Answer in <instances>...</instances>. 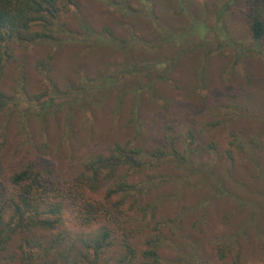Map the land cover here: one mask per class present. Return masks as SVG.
<instances>
[{
	"label": "trees",
	"instance_id": "trees-1",
	"mask_svg": "<svg viewBox=\"0 0 264 264\" xmlns=\"http://www.w3.org/2000/svg\"><path fill=\"white\" fill-rule=\"evenodd\" d=\"M68 1L0 0V77L17 47L45 44L50 50L36 68L50 82V94L41 101L39 122L48 108L64 105L71 124L76 110L82 115L93 107L102 109L113 92L116 115L125 102L130 104L122 130L128 131L126 137L104 138L89 130L61 165L33 141L7 166L0 141V264H209L210 254L220 260L231 254L243 264L244 244L258 251L264 264V181L258 184L263 194L257 209H211L222 218L220 225H229L211 239L203 229L210 209H158L168 199L174 204L188 186L201 193L203 204L220 195L244 200L227 182H233L230 169L225 176L224 164L219 170L206 158L216 145L202 137L203 115L195 122L200 129L182 127L172 117L154 121L153 132L142 120L147 106L163 112L176 106L159 88L174 84L173 74L186 51L162 54L147 41L151 49L145 47V40L132 32L118 38L109 27L95 31L80 17L77 3L80 33L74 32L60 18ZM231 1L242 5L252 40L263 44L264 0ZM78 44L103 58L102 73L92 80L81 74L77 86L68 82L59 91L49 76L55 50ZM115 49L124 59L118 64L105 61L104 55L111 58ZM55 98L64 101L58 106ZM8 100L0 92V111ZM213 124L206 119V125ZM163 186L167 192L150 197ZM193 213L196 218L188 221Z\"/></svg>",
	"mask_w": 264,
	"mask_h": 264
},
{
	"label": "rangeland",
	"instance_id": "rangeland-1",
	"mask_svg": "<svg viewBox=\"0 0 264 264\" xmlns=\"http://www.w3.org/2000/svg\"><path fill=\"white\" fill-rule=\"evenodd\" d=\"M75 3L80 17L95 31L109 27L118 38L133 33L145 40V47L151 49L148 43L153 44L162 54L169 55L176 49L186 51L173 74L174 86L162 84L159 88L176 106L169 112L156 105L147 110V106L141 111L142 120L153 132L154 121L172 117L180 119L182 127L191 124L200 129L195 122L203 115L201 122L206 128L202 137L216 145L206 158L215 162L219 170L224 164L225 176V170L230 169L233 182L228 179L227 182L235 194L244 198L220 195L203 204L201 193L188 186L181 189L178 199L172 198L174 204L168 199L158 209H210L209 224L203 227L210 239L217 231L229 227L220 225L222 218L211 209H257L263 194L258 184L264 181L260 179L264 176V42L252 40L242 5L231 0H69L60 18L77 33L80 27ZM49 50L45 44L17 47L15 59L7 63L0 77V92L9 97L8 104L0 111V141H4L7 166L33 141L49 159L61 165L69 151L80 147L81 137L83 141L87 139L89 130L98 137H126L128 130H122L130 104L125 102L121 114L116 115L113 92L102 109L93 107L82 115L76 110L71 124L64 105L60 110L48 108L39 122L36 114L44 111L41 101L49 97L50 82L40 74L36 63ZM85 50L83 44L55 50L49 76L59 91L68 82L77 86L81 74L92 80L99 77L98 71L102 73L103 58ZM111 51V58L104 55L105 61L110 59L109 63L118 64L124 59L119 49ZM63 101L55 98L53 104L60 106ZM143 102L148 105L147 94ZM188 108L192 111L188 112ZM206 119L215 124L206 125ZM73 133V138H69ZM44 140L47 147L42 144ZM167 191L168 186L160 187L150 197ZM192 215L188 221L194 220L197 213ZM245 251L243 264H263L252 246L244 244ZM207 259L209 264H240L231 254L221 260L210 254Z\"/></svg>",
	"mask_w": 264,
	"mask_h": 264
}]
</instances>
